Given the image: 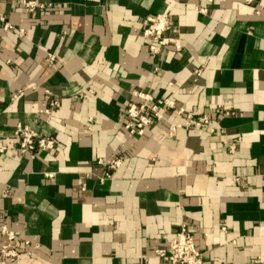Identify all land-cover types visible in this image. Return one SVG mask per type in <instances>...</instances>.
<instances>
[{"label": "crops", "instance_id": "obj_1", "mask_svg": "<svg viewBox=\"0 0 264 264\" xmlns=\"http://www.w3.org/2000/svg\"><path fill=\"white\" fill-rule=\"evenodd\" d=\"M35 1L46 8L0 5L24 29L0 27V140L15 147L29 126L56 141L0 155L14 264H169L155 251L183 224L207 264H264V0ZM164 13L174 40L154 54L143 30ZM137 91L186 112L130 135ZM226 104L234 114L216 113ZM188 113L211 122L173 132ZM120 157L102 183L98 159Z\"/></svg>", "mask_w": 264, "mask_h": 264}, {"label": "built area", "instance_id": "obj_2", "mask_svg": "<svg viewBox=\"0 0 264 264\" xmlns=\"http://www.w3.org/2000/svg\"><path fill=\"white\" fill-rule=\"evenodd\" d=\"M251 2L252 0H246ZM18 2L28 11L33 12L37 8L45 9L46 4L39 3L35 0H18ZM2 0H0V5ZM199 12L204 13L205 9H199ZM0 27L5 31L17 30L20 35L24 34V29L14 27L8 18L1 12L0 9ZM171 29V19L168 13L158 14L154 20L143 30V36L149 41V49L152 53L158 54L163 46L169 45L174 39L166 37L165 33ZM175 45L179 50L180 44L175 41ZM53 61L54 57L51 56ZM200 70L197 71L199 75ZM141 101L139 103H132L126 107L124 111V128L130 135H143L147 129L154 124L165 120V112L168 110H175L178 115H183L185 108H177L176 104L171 99L155 100L151 94L143 91L134 93ZM59 101L51 102V108L42 110V113L50 114L53 108L59 107ZM177 108V109H176ZM216 113L231 115L234 114V108L231 104L220 106L216 109ZM211 122L208 114H203L197 118L193 117L191 113L187 114L185 123L172 124V131L181 128L188 129L192 125L196 127L208 126ZM213 132V129H211ZM14 138L17 141V146H9L0 140V155L12 153L13 155H29L31 157L37 156L41 152H49L56 146V141L52 137L43 136L29 126L18 127L14 132ZM234 150V145L230 146ZM124 163V158H114L108 161L98 159V164L106 165L108 172L105 176L100 178L103 183L112 179L111 171L118 170ZM51 177L54 173H46ZM225 231L226 227H222ZM193 227L183 224L175 234V237L165 249H157L156 255L168 262L169 264H207L203 253L197 247L195 242ZM0 264H14L21 251L17 246V241L20 239L18 232L9 229L6 225L0 228ZM26 246H30L29 241H25ZM35 248H38L36 246Z\"/></svg>", "mask_w": 264, "mask_h": 264}]
</instances>
